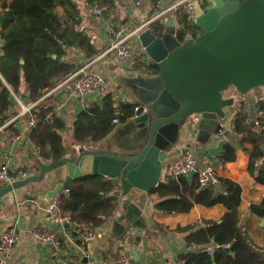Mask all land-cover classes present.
Masks as SVG:
<instances>
[{"label":"crops","instance_id":"obj_1","mask_svg":"<svg viewBox=\"0 0 264 264\" xmlns=\"http://www.w3.org/2000/svg\"><path fill=\"white\" fill-rule=\"evenodd\" d=\"M11 1L5 0L7 3ZM99 1L105 4L102 0ZM136 1L117 0L113 5L115 15L112 20L130 24L133 17L141 18L143 11ZM176 1L165 0L167 4ZM1 7L2 4L0 10H3ZM80 8L81 28L85 29L101 48L98 54L100 55L109 47L104 22L96 19L89 10ZM1 31L0 26V55L3 52ZM62 59L74 62L78 69L86 64L89 57L72 48ZM101 60L103 61L93 68L112 77L114 85L110 89L84 97H74L65 93L60 95L64 105L57 117L65 123L62 135L66 143L68 141L67 145L71 147V152L67 156H75L80 146L73 143V123L82 110L91 105L101 106L108 94H111L116 102L124 101L123 98H126L128 102L147 105L146 101L153 92L157 73L144 71L141 73L139 70L123 66L112 52ZM143 66L144 64L140 68ZM4 83L23 100L27 98L28 101H34L29 98V92L24 85L16 92L5 81ZM224 95L234 97L235 103L225 108L227 115L219 120L220 129L210 136H202L201 140L198 129L199 116H193L179 129L170 143L171 149L162 150L160 158L163 167L160 182L166 179L163 172L167 165L188 149L193 151L198 167H205L210 163L216 165L219 177L235 181L242 187L241 193L233 197L240 211L239 225L251 243L264 255V215L251 211L253 205H260L264 199V184L260 183L257 175L249 169L255 150L254 145L249 142L241 143L240 136L233 127V118L241 106L247 113V121L252 123L258 105L264 106V87H256L247 94H240L231 87ZM17 108L16 104L13 108L14 113L6 121L2 122L0 116V166L8 164L13 174L24 170L29 175L37 167L39 158L37 147L29 137L27 118H19L3 127L14 118ZM138 133L139 130L131 119L120 123L118 121L106 138L85 146L109 147L114 151L128 152L137 147ZM226 145L233 146L236 152L233 161L223 164L220 155ZM66 177L67 167L62 166L47 173L43 181L16 188L1 198L0 235L8 227L15 226L20 237L8 264H118L116 257L119 253L131 257L135 264H173L180 254L194 251L195 246L188 244L185 239L188 232L203 226L205 219L220 222L227 211L224 204L210 207L197 204L195 195L199 186L196 177L188 175L190 187L186 199L175 196L157 198L139 192L119 196L118 210L100 227L94 229L96 238L90 242H81L76 239L73 227L50 215L48 209L52 198L40 196L54 188L58 182L65 181ZM2 185L4 184L0 182V186ZM65 191L67 190H63L62 193ZM221 191L222 187L218 181L215 184V194ZM129 225L132 226L128 228ZM35 228L55 232L62 240V251L57 254L52 245L39 243L33 234Z\"/></svg>","mask_w":264,"mask_h":264},{"label":"trees","instance_id":"obj_2","mask_svg":"<svg viewBox=\"0 0 264 264\" xmlns=\"http://www.w3.org/2000/svg\"><path fill=\"white\" fill-rule=\"evenodd\" d=\"M0 1L3 7L0 13L3 39V52L0 55V116L3 122L14 113L16 105L11 90L4 81L16 92L24 85L29 98L35 101L77 70V64L62 59L70 49H78L85 56L93 58L101 52V48L81 28V6L72 0ZM116 1L102 0L111 5H115ZM163 30L164 25L160 22L154 24L155 34L163 36ZM196 36L197 33L193 35ZM185 38L186 33L180 31L179 40L184 41ZM154 66V73H159V66L156 63ZM136 105L137 102H116L111 94L106 95L101 106L91 105L77 115L73 123V143L87 145L106 138L114 129L113 120L117 119L120 123L132 118ZM46 114L47 110L42 107L33 113L37 118V125L30 131L29 137L37 147V160L52 162L66 157L71 152V147L62 135L65 123L58 117L48 119ZM233 127L239 134L241 143L249 142L254 145L249 169L264 184V168L255 167L256 159L264 154V134L247 121V113L242 106L235 113ZM235 152L233 146L226 145L220 155L221 162L225 164L233 161ZM218 181L222 187L220 193L215 194V185L205 189L199 187L195 202L207 207L224 204L227 211L222 220L205 219L203 226L188 232L185 239L195 247L231 243V248H218L213 255L207 252H184L178 258L185 260V264H264L263 252L251 243L239 225L240 211L233 197L241 193L242 187L239 183L222 177ZM189 187L187 176L166 178L151 189L149 195L186 199ZM120 189L119 181L100 174L76 179L72 189L61 194L62 213L70 215L76 221L85 222L94 230L118 210L120 201L116 192ZM251 211L264 215V199L260 205H253Z\"/></svg>","mask_w":264,"mask_h":264},{"label":"water","instance_id":"obj_3","mask_svg":"<svg viewBox=\"0 0 264 264\" xmlns=\"http://www.w3.org/2000/svg\"><path fill=\"white\" fill-rule=\"evenodd\" d=\"M211 1L207 10L199 4L195 6L200 31L196 37L190 36L191 42H181L176 37L177 44L170 48L163 36L152 29L140 34L141 44L159 66V73L146 101L148 111L130 118L139 130L134 150L119 152L109 147L80 145L75 156L49 163L37 160V167L28 177L0 186V210L6 193L41 182L47 173L62 166L67 167L65 181L41 197L53 198L72 189L76 179L92 174L119 181L118 196L149 194L161 180V152L171 149L170 143L182 126L199 116L202 140V136L220 129L219 120L227 115L225 108L234 105V97L224 95L227 90L234 87L238 93L247 94L264 87V0ZM164 25L175 27L174 16H168ZM189 176H195V171Z\"/></svg>","mask_w":264,"mask_h":264},{"label":"built area","instance_id":"obj_4","mask_svg":"<svg viewBox=\"0 0 264 264\" xmlns=\"http://www.w3.org/2000/svg\"><path fill=\"white\" fill-rule=\"evenodd\" d=\"M72 1L84 9L89 10L96 19L103 20L104 29L109 40V47L100 55L89 58L86 64L78 68L55 87L47 90L35 101L25 102L11 89V93L18 108L14 118L3 127H7L19 118H27L28 130L31 131L37 125V118L33 113L38 111V108L42 107L47 110L46 117L48 119L53 120L57 117V114L62 110L64 105L63 101L60 99L61 94L65 93L74 97H84L95 92L102 93L110 89L114 85L112 77L93 68L98 61L105 58L110 52L115 53L121 65L133 70H139V72L142 73L144 70H142L140 66H142L144 61L150 60V57L147 55L140 41V34L142 32L146 29L153 30L154 24L157 22L164 25L166 18L173 15L176 27L175 35L179 39L181 29H185L186 27L184 21L185 17L190 26H197L195 6L199 4L204 10L212 6L211 0H177L170 4H167L165 0H137L136 4L143 11V16L141 18L133 17L130 24H125L122 22L117 23L112 20V17L115 15V8L109 3L102 4L99 0ZM208 4H210V6ZM179 15H181L180 20ZM187 37L188 36H186V38ZM180 41L182 42V40ZM123 99L125 102H128L126 98ZM134 111L135 115L147 112L148 106L138 104L135 106ZM113 122L117 123L118 120L114 119ZM252 124L257 130L264 134V106L262 104L258 105L256 116ZM255 167L257 169L264 168V154L256 159ZM194 171L200 188H209L218 182L219 176L217 174V166L210 163L205 167H198L195 155L193 151L189 149L182 152L178 158L168 164L163 175H165L166 178H179L188 176ZM26 177H28V172L24 170L17 171L13 174L8 164L0 166V182L4 185H11L15 181L25 179ZM68 192L69 190L64 193ZM61 194L62 192L52 198V203L48 209L50 215L55 217L58 221L67 223L73 227L75 237L78 241H93L96 238L95 230L89 227L85 222L76 221L70 215L62 213ZM33 234L39 243L52 245L57 254L62 251V240L55 232L35 228ZM19 238V233L15 226L8 227L0 235V264L9 263L10 256ZM218 248L228 250L231 248V243L197 246L194 248V251L198 253L207 252L213 255ZM116 261L118 264H135L131 257L123 253L117 255ZM173 264H185V260L178 258Z\"/></svg>","mask_w":264,"mask_h":264},{"label":"rangeland","instance_id":"obj_5","mask_svg":"<svg viewBox=\"0 0 264 264\" xmlns=\"http://www.w3.org/2000/svg\"><path fill=\"white\" fill-rule=\"evenodd\" d=\"M6 1H10V0H6ZM208 5L210 6V4H208ZM0 6H1V3H0ZM205 7L208 8L207 6H205ZM180 19H181V15H179V20ZM184 21L186 23V27H185V29H181V31L186 33V36H188V37L185 38V40L182 41V42H191L193 39L190 36H193L195 33L198 34L199 31H200V28H199V26H190L188 24V22L186 21V17H185ZM87 22H89V21H87ZM175 32H176V27H173V26L165 27L164 26L163 38L165 39L167 46L170 47V48L174 47L177 44V42H178V39L175 36ZM110 56H112V54ZM102 61L103 60L98 61L96 63V66L98 64H100ZM143 64H144V66L142 68H143L145 73H152V72H154L156 70L155 66H154L155 62L153 60H151V59L147 60V61H144ZM70 141H72V140L70 139ZM67 144H68V141H67Z\"/></svg>","mask_w":264,"mask_h":264}]
</instances>
